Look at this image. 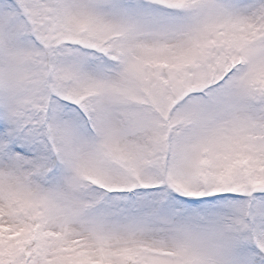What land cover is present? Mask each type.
<instances>
[{"label": "snow or ice", "instance_id": "snow-or-ice-1", "mask_svg": "<svg viewBox=\"0 0 264 264\" xmlns=\"http://www.w3.org/2000/svg\"><path fill=\"white\" fill-rule=\"evenodd\" d=\"M0 264H264V0H0Z\"/></svg>", "mask_w": 264, "mask_h": 264}]
</instances>
